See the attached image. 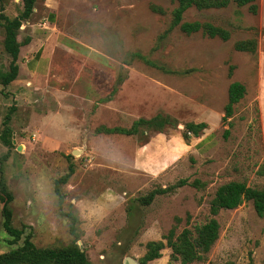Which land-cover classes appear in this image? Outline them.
Here are the masks:
<instances>
[{
  "label": "rangeland",
  "instance_id": "rangeland-1",
  "mask_svg": "<svg viewBox=\"0 0 264 264\" xmlns=\"http://www.w3.org/2000/svg\"><path fill=\"white\" fill-rule=\"evenodd\" d=\"M256 4V15L234 2L185 13V22L230 31L223 41L182 32L172 0H37L18 34V77L0 84V190L13 197L12 226L38 249L77 245L90 264H144L150 242L165 248L147 264H180L167 247L171 231L176 239L211 220V202L225 184L264 187L256 99L264 0ZM23 10L22 0L0 2L4 73L12 58L2 16ZM249 40L255 53L236 50ZM233 82L247 91L229 124L223 117ZM157 115L173 124L161 132L144 125L132 136L116 131ZM201 123L200 136L187 133L188 124ZM70 168V180L58 184ZM3 206L0 192V256L24 239L10 244ZM68 214L78 219L77 239ZM215 218L219 239L193 264H264V217L252 201Z\"/></svg>",
  "mask_w": 264,
  "mask_h": 264
},
{
  "label": "trees",
  "instance_id": "trees-1",
  "mask_svg": "<svg viewBox=\"0 0 264 264\" xmlns=\"http://www.w3.org/2000/svg\"><path fill=\"white\" fill-rule=\"evenodd\" d=\"M2 0H0L1 2ZM24 10L20 16L16 18H8L2 16L3 27L5 31L4 48L6 53L12 58L10 70L8 72L0 71V84L9 86L13 83L19 73L18 59L22 44L18 41V34L24 21L31 18L37 0H22ZM177 4L174 10V25H179L182 32L187 35L202 32L210 38H220L223 41H229L231 38L230 31L214 26L210 23H202L200 21L185 22L184 15L190 9L197 11H205L209 9L226 8L231 2L243 7L248 5L252 14L258 13V5L256 0H172ZM50 20L54 21V16H50ZM264 32V31H263ZM28 44V43H26ZM237 51L255 53L257 43L254 40L240 41L235 45ZM246 87L240 82H233L228 91L229 101L225 108L223 117L224 123L234 115V107L239 104L246 95ZM9 119V117H8ZM173 124L170 116L157 115L156 117L145 120L139 119L134 123L130 130H116L128 136L136 135L141 126H149L161 132L164 127ZM207 128L205 123L188 124L186 126L187 133L198 137L201 132ZM226 133H229L227 131ZM6 144L8 141L5 139ZM74 170L70 168V172L58 180V184H66ZM264 176V170L260 172ZM3 206V228L12 238L11 245L17 244L24 237V230L16 229L12 226V213L8 208L13 197L5 188L0 190ZM62 200V198H61ZM252 201L254 209L259 217H264V187L252 188L245 182H230L221 186L216 196L211 202V215L213 218L203 225L195 227V230L185 229L176 239L174 231H171L167 238V247L171 248V261L180 262V264H193L205 260L206 255L211 251L220 235V223L215 218L222 210H233L240 207L244 202ZM72 219L70 227L71 234L78 238L77 224L78 219L73 214H68ZM165 248L162 242H150L147 244V253L143 259V263L154 261L161 258V251ZM0 264H90L87 260L86 253L77 245H72L61 250L38 249L32 241L31 235H27L23 239L20 247L12 249L9 253L0 256Z\"/></svg>",
  "mask_w": 264,
  "mask_h": 264
},
{
  "label": "crops",
  "instance_id": "crops-1",
  "mask_svg": "<svg viewBox=\"0 0 264 264\" xmlns=\"http://www.w3.org/2000/svg\"><path fill=\"white\" fill-rule=\"evenodd\" d=\"M263 59L259 60V68H263ZM256 99L259 109V116L261 121L262 141L264 147V71L259 74L257 87H256Z\"/></svg>",
  "mask_w": 264,
  "mask_h": 264
},
{
  "label": "water",
  "instance_id": "water-1",
  "mask_svg": "<svg viewBox=\"0 0 264 264\" xmlns=\"http://www.w3.org/2000/svg\"><path fill=\"white\" fill-rule=\"evenodd\" d=\"M127 261H128V264H137L134 260H132L130 258Z\"/></svg>",
  "mask_w": 264,
  "mask_h": 264
}]
</instances>
